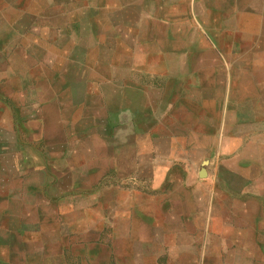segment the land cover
I'll list each match as a JSON object with an SVG mask.
<instances>
[{
  "label": "crops",
  "instance_id": "0c3cea01",
  "mask_svg": "<svg viewBox=\"0 0 264 264\" xmlns=\"http://www.w3.org/2000/svg\"><path fill=\"white\" fill-rule=\"evenodd\" d=\"M0 264H264V0H0Z\"/></svg>",
  "mask_w": 264,
  "mask_h": 264
}]
</instances>
